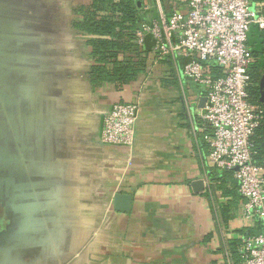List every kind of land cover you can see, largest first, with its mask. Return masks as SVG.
Instances as JSON below:
<instances>
[{
    "label": "crops",
    "instance_id": "crops-1",
    "mask_svg": "<svg viewBox=\"0 0 264 264\" xmlns=\"http://www.w3.org/2000/svg\"><path fill=\"white\" fill-rule=\"evenodd\" d=\"M85 4L0 0V66L22 84L11 186L19 229L35 228L18 238L16 264H237L239 239L259 230L232 172L207 162L194 88L159 66L122 91L93 89L87 38L73 28ZM135 100L133 149L100 144L103 116ZM115 194L131 198L128 213L113 210Z\"/></svg>",
    "mask_w": 264,
    "mask_h": 264
},
{
    "label": "built area",
    "instance_id": "built-area-1",
    "mask_svg": "<svg viewBox=\"0 0 264 264\" xmlns=\"http://www.w3.org/2000/svg\"><path fill=\"white\" fill-rule=\"evenodd\" d=\"M154 2L156 17L136 32L138 46L151 42L147 74L165 66L194 88L207 162L232 172L243 217L260 227L239 239L237 264H264V163L254 164L251 145L264 108L252 105L247 93V39L252 29L264 30V15L251 0H169V12ZM139 111L136 100L114 103L103 116L100 144L131 151Z\"/></svg>",
    "mask_w": 264,
    "mask_h": 264
},
{
    "label": "trees",
    "instance_id": "trees-1",
    "mask_svg": "<svg viewBox=\"0 0 264 264\" xmlns=\"http://www.w3.org/2000/svg\"><path fill=\"white\" fill-rule=\"evenodd\" d=\"M78 10L79 19L73 28L85 35L90 49L92 66L89 83L93 89L109 85L117 91L136 84L148 73L150 40L143 47L136 42V32L156 17L154 0H86ZM162 9L169 12V0H159ZM261 8L264 0H251ZM148 6V11L144 7ZM251 64L247 70L250 82L247 87L249 102L263 106L264 95V30L252 29L248 35ZM167 73L173 77V71ZM263 82V84H262ZM252 160L264 163V112L251 138ZM216 170V169H213ZM260 232V227L257 225ZM258 232V233H259ZM256 233V234H258ZM256 234H249L253 236ZM238 242V246H239Z\"/></svg>",
    "mask_w": 264,
    "mask_h": 264
},
{
    "label": "rangeland",
    "instance_id": "rangeland-1",
    "mask_svg": "<svg viewBox=\"0 0 264 264\" xmlns=\"http://www.w3.org/2000/svg\"><path fill=\"white\" fill-rule=\"evenodd\" d=\"M3 82H5V78L0 76V264H16L18 258L14 257L17 256L18 238H33L35 228L33 226L28 228L21 226L19 229L18 219L23 212L18 210L16 188L9 185V176L15 177L19 168L18 164H11L7 160H13L17 163L18 156L22 155L23 149L18 142L23 141V133L21 136L15 126L9 125L7 111L1 112V109L5 107V102L2 101L3 97L1 96L2 94L8 95L12 86L11 82L10 84L5 82L4 88H1ZM10 110L13 111L12 108ZM15 121L16 118L13 123ZM29 169H33L32 165Z\"/></svg>",
    "mask_w": 264,
    "mask_h": 264
},
{
    "label": "water",
    "instance_id": "water-1",
    "mask_svg": "<svg viewBox=\"0 0 264 264\" xmlns=\"http://www.w3.org/2000/svg\"><path fill=\"white\" fill-rule=\"evenodd\" d=\"M15 70V68H14ZM13 70V72H14ZM4 72L5 75L3 78H5V82H11L12 86H11V89L9 90V93L8 95H4L2 94L1 97L2 98V101L5 102V107H3V109H1V112L3 113L4 111H7V118L9 119L8 120V123L10 126H17L18 124V111H19V96L17 95L18 93V89H19V85L21 84V82L18 80V79H15L13 76H10L11 75V72H12V67H6V68H2V66H0V73L1 72ZM3 82L2 83V86L1 88H4V86L6 85V83ZM263 84V82H262ZM22 86V84L20 85V87ZM205 103V99L202 98L199 100V108H202L203 105ZM262 103L264 105V95L262 96ZM13 109L10 110V109ZM16 118V121L15 123H13L14 119ZM19 140H20V136H19ZM19 143V142H18ZM20 145V144H19ZM18 145V147H19ZM21 149L24 150V148L21 146ZM24 154V152L22 153ZM11 164H15L17 165V163H15V161H11L10 162ZM14 178V176H12ZM12 177L9 176V179L11 178V180H9V185H14L15 183V179H13ZM16 177V175H15ZM203 182L202 181H195L193 182V184L191 185L192 189L194 190V192L196 193H200L203 191ZM130 201H131V198L129 196H123V195H120V194H115L113 196V210L117 213H122V214H125V213H128L129 211V206H130Z\"/></svg>",
    "mask_w": 264,
    "mask_h": 264
}]
</instances>
